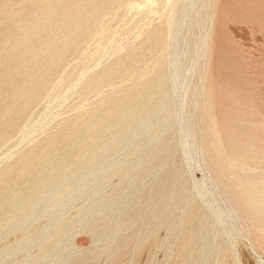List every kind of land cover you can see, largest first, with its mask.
<instances>
[{"label":"rangeland","instance_id":"obj_1","mask_svg":"<svg viewBox=\"0 0 264 264\" xmlns=\"http://www.w3.org/2000/svg\"><path fill=\"white\" fill-rule=\"evenodd\" d=\"M48 1L0 0V264H264V0H93L27 83Z\"/></svg>","mask_w":264,"mask_h":264},{"label":"water","instance_id":"obj_2","mask_svg":"<svg viewBox=\"0 0 264 264\" xmlns=\"http://www.w3.org/2000/svg\"><path fill=\"white\" fill-rule=\"evenodd\" d=\"M93 0H79L78 3L65 12V7L61 6L63 0L48 1L47 9L41 12L36 18L31 21V26L24 27L20 34L15 37L10 44V52L15 57V64L27 65L25 71V79L27 83L41 84L45 83L49 77V68L56 63L63 53L71 44L67 36L71 33L72 28L84 29L92 22V19L99 14V9L92 5ZM69 4V3H68ZM68 4L66 6H68ZM50 12H56L62 15L54 28L45 33V37H40V33L45 28V23L48 20ZM61 35V38L53 42V37ZM54 48V49H52ZM55 50V51H53ZM41 54H47L46 68L44 70L35 69L37 58ZM8 65H4V69ZM46 69V70H45ZM96 76H89L87 80L89 83L95 82ZM26 94H22V101L28 99ZM17 110L5 109L0 115L1 120L11 121Z\"/></svg>","mask_w":264,"mask_h":264},{"label":"bare ground","instance_id":"obj_3","mask_svg":"<svg viewBox=\"0 0 264 264\" xmlns=\"http://www.w3.org/2000/svg\"><path fill=\"white\" fill-rule=\"evenodd\" d=\"M107 4H108V3H107ZM8 25H9V24H8ZM82 68H83V67H82ZM79 73H80V72H79ZM48 99H49V98H48ZM29 125H30V124H29ZM240 135H241V134H240ZM242 136H243V135H242ZM243 138H244V137H243ZM206 140H207V139H206ZM246 140H247V139H246ZM208 141H209V140H208ZM208 141H207V142H208ZM228 143H229V142H228ZM207 144L209 145V143H207ZM219 144H220V143H219ZM222 145H223V144H222ZM230 145H231V144H230ZM243 145H244V144H243ZM219 146H220V145H219ZM224 147H225V146H224ZM214 148H215V147H214ZM214 148H213V149H214ZM263 148H264V147H263ZM206 149H207V148H206ZM215 149H216V148H215ZM220 149H221V147H220ZM234 150H236V149H234ZM255 151H256V150H255ZM213 152L215 153L214 150H213ZM218 152H219V151H218ZM223 152H224V151H223ZM225 152H226V154H229V153L227 152V150H225ZM253 152H254V151H253ZM223 154H224V153H223ZM226 154H225V155H226ZM239 155H240V154H239ZM220 156H221V154H220ZM222 156L224 157V155H222ZM222 156H221V158H222V160H223L224 158H223ZM229 156H231V155H229ZM252 156H253V155H252ZM225 157H226V156H225ZM231 157H232V156H231ZM211 158H212V157H211ZM239 159H240V157H239ZM261 159H262V158H261ZM224 160H226V159H224ZM224 160H223V161H224ZM234 161H235V160H234ZM234 161H233V162H234ZM263 161H264V160H263ZM263 161H262V162H263ZM224 162H225V161H224ZM254 162H255V161H253V163H254ZM216 163H218V162H216ZM225 163H226V162H225ZM229 163H230V162H229ZM255 163H256V162H255ZM259 164L261 165V163H259ZM217 165H218V164H217ZM221 165H222V164H221ZM221 165L219 164V166H221ZM223 165H224V164H223ZM233 165H234V164H233ZM236 165H237V164H236ZM253 165H255V164H253ZM256 165H258V163H257ZM247 166H248V165H247ZM234 167H236V166H233V168L230 167V168H231L230 171H232V172H230V174H231V173L236 174V173H234L233 170H232V169H234ZM237 167H238V166H237ZM245 167H246V165H245ZM220 168H221V170H222V167H220ZM223 169H224V168H223ZM235 170H238V169L235 168L234 171H235ZM219 171H220V170H219ZM262 171H263V170H262ZM220 172H221V171H220ZM222 172H224V170H222ZM220 174H221V173H220ZM226 174H227V173H226ZM227 176H228V175H227ZM232 177H233V175H232ZM234 177H235V176H234ZM234 177H233V178H234ZM219 179H220V178H219ZM226 181H227V179H226ZM231 181H232V180H231ZM228 182H229V181H228ZM232 182H233V181H232ZM247 188H248V187H247ZM263 189H264V187H263ZM232 190H233V189H232ZM235 190H236V189H234V191H235ZM242 190H244V189H242ZM260 190H261V189H260ZM238 191H239V190H238ZM239 192H240V191H239ZM239 192H238V193H239ZM231 193H232V192H231ZM241 193H243V191H242ZM241 193H240V194H241ZM229 194H230V192H229ZM230 195H232V194H230ZM237 196H238V194H237ZM247 196H248V195H246V197H247ZM233 197H234V196H232V198H233ZM238 197H239V196H238ZM240 197L242 198V196H240ZM234 198H235V197H234ZM241 198H240V200L242 201ZM233 200H234V199H233ZM236 201H237V200H236ZM243 202H244V200H243ZM236 203H238V202H236ZM245 203H247V202H245ZM242 204H243V203H242ZM239 205L241 206V203H239ZM239 205H238V206H239ZM242 206H243V205H242ZM248 206H249V204H248ZM243 207H244V206H243ZM241 208H242V207H241ZM244 208L246 209V206H245ZM249 209H250V208H249ZM238 210H239V209H238ZM240 210H241V209H240ZM246 210H247V212L250 211V210H248V209H246ZM246 210H244V211H245V214H246ZM244 211H243V212H244ZM248 213H249V212H248ZM250 213H251V212H250ZM32 252H33V251H32ZM37 254H38V253H37ZM37 261H38V260H37ZM48 264H49V263H48Z\"/></svg>","mask_w":264,"mask_h":264}]
</instances>
